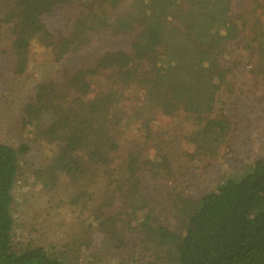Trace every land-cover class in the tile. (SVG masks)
<instances>
[{
  "label": "trees",
  "instance_id": "obj_1",
  "mask_svg": "<svg viewBox=\"0 0 264 264\" xmlns=\"http://www.w3.org/2000/svg\"><path fill=\"white\" fill-rule=\"evenodd\" d=\"M45 51L57 79L24 124L58 144L35 184L56 202L34 204L44 242H18L15 191L38 170L0 142V264H264V156L226 161L239 112H264V0H0V77H33Z\"/></svg>",
  "mask_w": 264,
  "mask_h": 264
},
{
  "label": "rangeland",
  "instance_id": "obj_2",
  "mask_svg": "<svg viewBox=\"0 0 264 264\" xmlns=\"http://www.w3.org/2000/svg\"><path fill=\"white\" fill-rule=\"evenodd\" d=\"M50 58L47 51L35 54L33 56L35 62L31 67L34 76L27 80H13L9 73H4L3 77H0V142L13 145L16 148L24 143L28 144L29 151L24 157V162H27L29 169L38 170L37 173L31 174V177H26L24 182L19 183L15 191L17 201L13 212L16 217V238L18 242L28 243L33 237L37 238V241L33 240L35 244L40 241L44 242V232L35 233L34 231L36 228L40 230V222L37 219L39 215L38 207L34 204L40 200V194L42 193L51 195L52 202H56V197H54L55 190L49 189L51 184L49 180L43 183L40 189L35 184L43 178L49 179L46 172L49 165L53 162L54 156L60 150L57 146L58 144L52 143L49 138H41V136L37 135V130L31 129L30 124H28L29 126L24 124L26 116L24 112L25 102L29 101L31 97L29 95L35 94L36 85L48 77L57 79L54 72L58 65L54 64ZM4 71H6V65H4ZM250 73H252L251 69L248 71V74ZM4 76L8 77L7 81L2 79ZM262 76H264V64L254 74V77L252 75L254 89L263 85ZM246 78H248V75L241 77V79ZM228 84L230 85V83ZM232 101L230 100V104ZM260 103L255 104L256 108L253 112H249L247 109L239 112L244 120L243 123H250L251 127H248V124H242V132L240 131L235 143L231 146L230 150L232 152L227 156L226 161L234 169H242L246 163L253 162L264 156V112L259 109ZM250 106L252 105L250 104ZM47 123L48 121H46V125ZM40 130L44 131V128L41 127L38 132ZM129 137L132 138V136ZM197 172L201 173L194 170V174ZM195 177H198L197 174L192 178ZM210 181V176H208L203 181H193L192 184L196 188H201V185H206ZM58 182L61 181L59 180ZM202 188V194L208 195L205 194L207 189L205 187ZM63 189H65V185L60 183L57 190L62 193ZM72 231L73 228L69 232Z\"/></svg>",
  "mask_w": 264,
  "mask_h": 264
}]
</instances>
